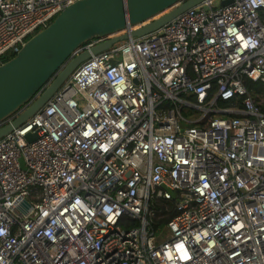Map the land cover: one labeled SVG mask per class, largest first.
<instances>
[{
    "label": "built area",
    "instance_id": "built-area-1",
    "mask_svg": "<svg viewBox=\"0 0 264 264\" xmlns=\"http://www.w3.org/2000/svg\"><path fill=\"white\" fill-rule=\"evenodd\" d=\"M78 1L0 0V65ZM244 78L264 84V0H205L80 65L0 139V264H264V113Z\"/></svg>",
    "mask_w": 264,
    "mask_h": 264
},
{
    "label": "water",
    "instance_id": "water-1",
    "mask_svg": "<svg viewBox=\"0 0 264 264\" xmlns=\"http://www.w3.org/2000/svg\"><path fill=\"white\" fill-rule=\"evenodd\" d=\"M204 1L80 0L65 9L0 65V125L27 106L12 123L0 126V139L37 114L84 62L117 43L160 30ZM95 39L104 41L75 55Z\"/></svg>",
    "mask_w": 264,
    "mask_h": 264
},
{
    "label": "trees",
    "instance_id": "trees-1",
    "mask_svg": "<svg viewBox=\"0 0 264 264\" xmlns=\"http://www.w3.org/2000/svg\"><path fill=\"white\" fill-rule=\"evenodd\" d=\"M11 57H6L4 61H8ZM244 85L247 88L249 94L253 97L256 103L260 106L261 111L264 113V84L262 82H253L250 79H243ZM263 102V104H261ZM238 106H241V100L237 103ZM229 106L228 104H221V106ZM175 202H164L162 206L157 209V218L153 224V229L157 235L161 232H164V228L167 223L174 218Z\"/></svg>",
    "mask_w": 264,
    "mask_h": 264
},
{
    "label": "rangeland",
    "instance_id": "rangeland-1",
    "mask_svg": "<svg viewBox=\"0 0 264 264\" xmlns=\"http://www.w3.org/2000/svg\"><path fill=\"white\" fill-rule=\"evenodd\" d=\"M261 104H263V102H261Z\"/></svg>",
    "mask_w": 264,
    "mask_h": 264
}]
</instances>
